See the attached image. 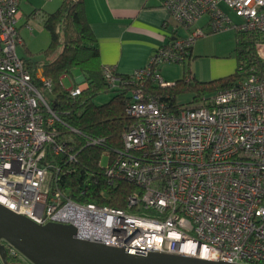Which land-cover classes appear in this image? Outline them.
<instances>
[{"label": "built area", "instance_id": "built-area-1", "mask_svg": "<svg viewBox=\"0 0 264 264\" xmlns=\"http://www.w3.org/2000/svg\"><path fill=\"white\" fill-rule=\"evenodd\" d=\"M20 2L0 0V203L38 223H72L75 236L83 239L264 264V0H164L175 23L173 38L158 46L129 80L115 67L102 65L111 88L133 86L126 113L135 122L124 135L123 148L113 156L104 152L98 164L111 184L125 179L136 186L125 209L80 202L59 188L62 167L51 160L67 150L66 142L56 127L61 120L42 91L53 90L52 80L39 69V87L18 54L24 45ZM25 26L31 28L28 22ZM179 26L188 36L176 33ZM227 28L260 33V72L171 108L145 90L149 80L173 84L164 80L161 66L185 62L197 38ZM81 80L68 88L72 96L86 86ZM103 156L109 159L106 166ZM68 157L74 160L76 153ZM5 245L11 255H20Z\"/></svg>", "mask_w": 264, "mask_h": 264}, {"label": "trees", "instance_id": "trees-1", "mask_svg": "<svg viewBox=\"0 0 264 264\" xmlns=\"http://www.w3.org/2000/svg\"><path fill=\"white\" fill-rule=\"evenodd\" d=\"M42 18L44 27L51 35L50 44L45 50L44 59H27L26 64L39 87L42 86L41 78L38 77L39 69L45 78L53 82V97L49 103L61 120L56 123V127L67 148L51 160L62 167L59 188L80 202L125 209L128 197L136 186L125 179L111 184L104 168L98 164L104 152L113 156L123 148L124 135L135 122L126 113L133 86L123 84L119 88H111L105 80L100 48L86 15L84 0H61L57 9L44 13ZM258 39L260 33L256 31H236L234 53L237 67L230 75L210 81L196 79L190 66L192 54L182 77L173 84L163 86L149 80L144 88L148 93L160 95L170 108L176 106L177 94L181 92H192L191 102H197L204 94L210 95L229 88L251 73L260 72L263 61L256 51ZM80 75L86 86L80 95L72 96L64 84V78L68 76L74 81ZM119 75L123 79L131 78V75ZM108 91L115 92L109 101L95 103L96 96ZM69 127L76 128L79 133ZM93 140H99L100 143H93ZM69 152H75L76 159L69 160ZM16 260L17 257L9 253L8 261Z\"/></svg>", "mask_w": 264, "mask_h": 264}, {"label": "crops", "instance_id": "crops-1", "mask_svg": "<svg viewBox=\"0 0 264 264\" xmlns=\"http://www.w3.org/2000/svg\"><path fill=\"white\" fill-rule=\"evenodd\" d=\"M84 2L87 18L100 48L102 65L115 67L117 73L121 75H131L135 70L145 66L155 49L173 38L175 23L163 6L164 0H84ZM21 3L22 0L20 9ZM21 11L23 19L25 13L22 9ZM177 30L176 33L179 35V29ZM195 56L198 58L193 59L194 69L192 67L191 69L193 75L200 81L220 78L216 76L224 72L221 69L232 66V62L214 65L213 60H210L211 64L203 63L208 56L201 57L200 53ZM82 77L78 76L74 82L81 81ZM163 78L166 81L164 76ZM6 251L9 255L7 248ZM0 258L5 264L1 255ZM23 261L20 255L14 262H9L7 258V264H27ZM29 264L32 263L29 261Z\"/></svg>", "mask_w": 264, "mask_h": 264}, {"label": "water", "instance_id": "water-1", "mask_svg": "<svg viewBox=\"0 0 264 264\" xmlns=\"http://www.w3.org/2000/svg\"><path fill=\"white\" fill-rule=\"evenodd\" d=\"M72 223H38L0 203V255L4 242L32 264H241L201 257L147 251L76 237Z\"/></svg>", "mask_w": 264, "mask_h": 264}, {"label": "rangeland", "instance_id": "rangeland-1", "mask_svg": "<svg viewBox=\"0 0 264 264\" xmlns=\"http://www.w3.org/2000/svg\"><path fill=\"white\" fill-rule=\"evenodd\" d=\"M61 0H22L21 9L24 11L25 16L20 20L19 25H21V35L24 40V45L18 47V54L24 59L29 61H40L45 58V50L50 44L51 35L50 32L43 25V14L46 12H52L58 8ZM234 21H240L239 18L231 14ZM207 20L205 16L200 20V24H204ZM28 22L30 27L25 26V23ZM179 33L182 36H188V30L179 26ZM236 46V30L234 28H227L220 31H212L207 33L204 36H201L196 39L194 43L193 57L190 62V66L194 69L193 59L198 58L196 54H201L205 57L203 63L211 64L210 60L214 61V65L231 63L232 66L227 69H221V74H218L216 77L230 75L235 72L237 67V62L235 58L234 48ZM189 61L185 62H167L163 64V76L165 77L168 83H172L180 79L184 73V69L188 67ZM215 70H217L215 68ZM78 77V76H77ZM76 77V79H77ZM82 81V80H81ZM79 81V82H81ZM64 84L67 88L72 87L76 84L74 81H71V78L68 76L64 78ZM43 94L48 101L53 97L52 92L48 89H43ZM216 92V91H215ZM211 93L210 95L214 94ZM114 91H108L99 94L95 97V103L101 104L109 101L113 96ZM207 97L206 94L202 95L200 100L203 97ZM193 99L192 92H181L177 94L176 104H186L191 102ZM199 100V101H200ZM108 157H102V164L106 166L108 164ZM24 263L29 264V260L20 255Z\"/></svg>", "mask_w": 264, "mask_h": 264}]
</instances>
